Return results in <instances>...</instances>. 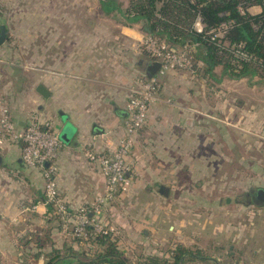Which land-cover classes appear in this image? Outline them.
Here are the masks:
<instances>
[{"label":"crops","instance_id":"1","mask_svg":"<svg viewBox=\"0 0 264 264\" xmlns=\"http://www.w3.org/2000/svg\"><path fill=\"white\" fill-rule=\"evenodd\" d=\"M121 1L0 0L3 97L18 130L38 122L58 135L54 177L73 210L102 194L105 179L85 154L118 149L127 102L153 64L141 24L114 17ZM256 7L260 15L264 1ZM21 40H29V83L18 61V48L27 49ZM214 75L167 74L127 158L132 186L124 205L106 212L124 218L115 222L119 247L130 241L159 260L182 247L190 252L186 264H264L257 224L264 218V87L229 79L221 68ZM22 147L0 131V264H44L54 248L77 244L50 220L45 178L23 163ZM178 198L189 216L184 236L175 223ZM177 236L180 243L164 248Z\"/></svg>","mask_w":264,"mask_h":264},{"label":"trees","instance_id":"2","mask_svg":"<svg viewBox=\"0 0 264 264\" xmlns=\"http://www.w3.org/2000/svg\"><path fill=\"white\" fill-rule=\"evenodd\" d=\"M263 1L130 0L123 16L141 24L148 36L164 42L171 50L180 51L186 46L192 47L193 65L190 71L193 74L215 78V70L221 68L223 76L229 79H253L258 75L264 77V10L258 16H251L249 13L242 14L240 9H246L249 4L263 5ZM198 17L207 29L218 28L229 22L234 25L223 39L211 41L194 30ZM239 49L250 59L238 58L236 55ZM144 52L155 63V58L145 49ZM48 215L59 226L51 208ZM92 233L89 227V242L96 247L95 250H86L79 244L53 249L47 254L44 264H134L118 248V239ZM189 253L178 247L167 259L151 258L138 264H186L185 257Z\"/></svg>","mask_w":264,"mask_h":264},{"label":"built area","instance_id":"3","mask_svg":"<svg viewBox=\"0 0 264 264\" xmlns=\"http://www.w3.org/2000/svg\"><path fill=\"white\" fill-rule=\"evenodd\" d=\"M194 26L196 33L206 36L211 41L221 40L233 27L234 23H224L218 28L207 29L200 17ZM145 51L160 64L159 75L169 70H190L193 65L192 47L186 46L180 52L170 49L164 42L149 36L142 43ZM238 58L250 59L243 52L238 51ZM146 77L138 81L137 88L132 91L126 106L127 119L125 128L127 135L120 141L118 149L112 154L96 153L88 150L85 154L89 163L98 165L105 185L102 194L97 196L90 207L73 210L60 194L55 175L58 171L57 160L61 141L51 127L33 122L24 129L18 130L12 120L10 109L5 102L2 90V74L0 72V131L3 138L22 143V161L28 168L41 170L45 178L44 203L56 215L62 233L66 236L82 240L88 237L87 229L92 228L94 235L120 236L117 227L105 222V215L109 207L121 200L132 186L131 169L127 158L135 145V136L148 121L151 104L156 101V95L161 86L158 76ZM91 243H88L89 247Z\"/></svg>","mask_w":264,"mask_h":264},{"label":"rangeland","instance_id":"4","mask_svg":"<svg viewBox=\"0 0 264 264\" xmlns=\"http://www.w3.org/2000/svg\"><path fill=\"white\" fill-rule=\"evenodd\" d=\"M123 4H121V9L118 11V12H115V15H114V17H122V15H124V12H125V10H126V8L129 6V4L128 3H130V0H122L121 1ZM126 4H128V5H126ZM258 4H249V6H247V8L245 9V8H243V9H240V12L242 13V14H245V13H249L251 16H258V15H254L255 13H256V11L254 10L255 8H257V9H259V7H256ZM127 6V7H126ZM259 6V5H258ZM263 13V11L261 12V14ZM199 18H197L196 19V21H195V24H194V26L198 23L197 22V20H198ZM149 38V36L147 35L146 37H145V39L143 40V42H145V40H147ZM159 41V40H158ZM20 45H22V46H26L27 47V49H24V48H22V49H20V47L18 48V54H19V52H20V58L18 59V61H19V64H23L22 66L23 67H25V66H27V70H26V72H25V77H26V80H25V82H28L29 83V40H21L20 41ZM224 45H226L227 46V44H224ZM142 47H143V45H142ZM143 49H144V47H143ZM181 51V50H180ZM180 51H178V52H180ZM194 51V50H193ZM147 52V51H146ZM148 53V52H147ZM148 54H150V53H148ZM19 69V68H18ZM171 72H181V73H190V74H192V75H194L190 70H183V69H180V70H169V71H167V72H165V74H163V75H159V73H157L155 76H157V75H159L158 76V78H157V80H158V82H159V85L161 86L160 88H161V90H160V92L156 95V101L155 102H157L159 99H162V95H163V86H164V84L166 83V84H168L169 83V78H166V76H167V74H169V73H171ZM218 72H220L219 70H218ZM17 73V72H16ZM262 75V74H261ZM245 79H251V78H245ZM253 79H257V81L259 82V84H258V87H264V77H263V75L262 76H260V75H258L257 77H254ZM216 81V80H215ZM214 80H213V82L211 81V84L213 83V84H215L216 82H215ZM253 81H255V80H253ZM23 86V85H22ZM247 101H248V103H249V99H247ZM155 102H153L152 104H154ZM151 104V105H152ZM261 185H263V184H261ZM124 202L125 201H118V202H116V203H114L113 205H111V206H119V205H121V204H123L124 205ZM178 204H179V208H181V210H179V213H178V215L176 216V226L178 227V229H179V231H181V235H183L184 236V230H185V222H186V220H187V218H189V216H186L185 214H184V212H185V208L184 207H182V206H180V205H182L183 204V206H184V204H185V200H183V199H181V198H178ZM122 205V206H123ZM129 217L130 218H133V219H136L137 218V214L135 213V214H130L129 215ZM124 219L123 217H121L120 215H117V216H110V215H108V214H106L105 215V222L106 223H108V224H111V225H115L116 226V223L115 222H117V219ZM125 219H127L128 220V218L127 217H125ZM127 220H125L126 222H127ZM257 224H260L261 226H262V228H264V218L261 216V217H258V219H257ZM130 224H133V221L132 222H130ZM118 237H116V239H117ZM260 238H261V241L263 242L264 241V237H259V240H260ZM71 240L73 241V242H75V240H77V239H75V238H73V237H71ZM180 240V238L177 236L176 238L174 237V238H169V239H167V241L166 240H163L164 242L166 241L167 243V246H165L164 248H168V247H170L172 244H174V243H176V242H178ZM79 241V242H78ZM78 241L77 242H75V243H77V244H79V246H82V248H84V249H86V250H95L96 249V247H93V245L91 246V247H89V245H88V243H90L89 242V237H86V238H83L82 240H79L78 239ZM178 243H180V242H178ZM261 243V242H260ZM119 244V243H118ZM91 245V244H90ZM123 253H124V255L126 256V258L131 262V263H134V264H138V263H142V262H146V261H149L151 258H154V257H150V255H149V253H143V249H141V246L139 245V246H137L135 243L134 244H132L130 241L128 242V244H126V246L124 247V246H121V247H118ZM55 249V248H54ZM154 250V249H153ZM167 250H170V249H167ZM166 253V252H165ZM146 255V256H145ZM149 255V256H148ZM196 264H210V263H196Z\"/></svg>","mask_w":264,"mask_h":264},{"label":"water","instance_id":"5","mask_svg":"<svg viewBox=\"0 0 264 264\" xmlns=\"http://www.w3.org/2000/svg\"><path fill=\"white\" fill-rule=\"evenodd\" d=\"M5 39H6V28H5V26H1L0 27V45H2L5 42ZM174 50H176V49H174ZM159 69H160V64L157 62H155L151 66H149V68L147 69L148 78H152L153 76H155L157 74V72L159 71ZM37 91L42 96L47 97V95H48V92L42 86H40L37 89Z\"/></svg>","mask_w":264,"mask_h":264}]
</instances>
